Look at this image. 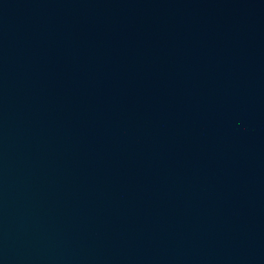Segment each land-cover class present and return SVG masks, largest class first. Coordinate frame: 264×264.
Segmentation results:
<instances>
[{"label":"water","instance_id":"95a60500","mask_svg":"<svg viewBox=\"0 0 264 264\" xmlns=\"http://www.w3.org/2000/svg\"><path fill=\"white\" fill-rule=\"evenodd\" d=\"M0 264H264V0H0Z\"/></svg>","mask_w":264,"mask_h":264}]
</instances>
